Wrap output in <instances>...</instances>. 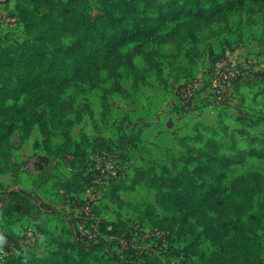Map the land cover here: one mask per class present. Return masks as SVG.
Wrapping results in <instances>:
<instances>
[{
    "label": "rangeland",
    "instance_id": "374dc122",
    "mask_svg": "<svg viewBox=\"0 0 264 264\" xmlns=\"http://www.w3.org/2000/svg\"><path fill=\"white\" fill-rule=\"evenodd\" d=\"M87 9L88 17L93 19L101 12L99 0H88ZM246 9L245 13L232 15L201 32L199 36L210 40L203 47H193L188 42L179 51L175 45L144 43L143 53L133 58L136 69L144 74L137 79L121 72L118 82L126 89L123 95L112 94L117 81L104 72L93 82L75 83L59 96L69 103V110L57 128L50 125L44 105L25 115L28 101L11 87L12 97L5 102V108H0V119L11 128V158L6 163L0 161V199L5 193L22 190L39 212L29 223L18 221L15 216L0 217V240L4 246L9 242L13 247L1 249L0 264L5 252H28L34 257L60 244L81 249V257L89 264H264V158H246L230 167L224 188L231 187L238 178L248 176L251 181L250 186L241 187L244 198L237 199L235 205L208 213L207 225L216 230V236H222L221 243L207 238L204 227L195 225L189 213L165 212L156 206L153 189L132 184L141 170H147L150 176L163 172L174 178L182 169L189 172L193 184H199V177L192 171L203 165L206 141L226 156L262 146L264 123H253L256 118L264 121V82L242 88L239 93L231 88L230 94L221 100L211 98L205 86L189 104L182 105L177 95L184 82L201 78L206 83L212 66L219 60H231L246 71L264 70V12H255L252 6ZM6 14L11 17V13ZM8 17L0 23L1 43L20 44L28 40L22 25ZM252 24L254 27L249 30ZM184 26L189 28L188 23ZM254 28L256 34L250 35ZM227 32L234 38L229 43L225 37L222 41L215 38ZM62 42L69 45L72 38L64 37ZM154 50H163V59L153 56L149 62L166 75L165 79L162 77L164 86L156 80L155 68L148 69L142 56ZM124 51L132 52L133 45L126 46ZM170 56H175L173 63L168 61ZM46 58L51 59L49 48ZM140 81L145 85H140ZM64 126L68 128L67 143ZM136 130L139 133L132 139ZM100 156L115 163L110 179L95 167L94 160ZM113 184L121 186L117 195L125 205L110 201ZM94 192L101 195L94 215L102 222L121 225L113 236L102 234L97 243L102 245L89 249L78 241L72 217L73 200H83ZM147 218L172 229L152 233L154 228L145 221ZM184 218L194 224V234L187 233L182 225ZM234 222L243 225L245 241L259 248L245 258L220 261L218 256L224 243L234 233ZM25 228L34 229L37 235L30 246L22 244Z\"/></svg>",
    "mask_w": 264,
    "mask_h": 264
},
{
    "label": "trees",
    "instance_id": "16d2710c",
    "mask_svg": "<svg viewBox=\"0 0 264 264\" xmlns=\"http://www.w3.org/2000/svg\"><path fill=\"white\" fill-rule=\"evenodd\" d=\"M99 4L101 12L91 19L88 17V0H14L13 15L29 39L20 44L3 45L0 38V108H5V102L12 97L13 86L15 94L24 95L28 101L25 115L44 105L49 113L50 125L57 128L69 110V103L59 96L75 83L93 82L104 72L117 81L113 93L123 95L125 90L118 82L121 72L141 79L133 58L142 52L144 43L190 42L196 45L204 40L199 36L201 32L227 21L232 15L245 13L248 6L256 9L255 12H264V0H99ZM186 23L189 25L187 30ZM181 32L183 35H180ZM67 36L72 38L69 45L62 42V38ZM129 45H133V51L125 52L124 48ZM48 48L51 50L50 60L46 58ZM262 82L264 72L249 71L247 76L233 82L232 91L236 93L241 86L251 87ZM33 118L31 116L30 120ZM256 119L253 124L264 123ZM3 123L2 118L0 161L6 163L11 158V128ZM67 129L64 126L66 143L69 142ZM193 139L198 140L199 137ZM260 143L263 144L258 149L249 148L226 156L219 154L212 142L206 141L203 165L192 171L199 177V184H193L186 169L174 178L163 172L150 176L145 172L147 170H141L132 184H143L153 189L156 191V206L165 212L189 213L195 225L204 227L207 238L221 243L222 236H216V230L207 225L208 213L213 209L227 210L237 203V199L244 198L241 187L250 186L248 176L234 180L229 188H224L223 182L231 166L241 164L246 158H264V139ZM85 177L89 181L88 175ZM113 186L110 201L118 206L125 205L117 195L121 186ZM0 203V217L15 216L16 220L29 223L39 212L22 190L3 194ZM145 221L162 233L172 229L161 221L151 222L148 218ZM183 221L187 233L194 234V224L187 223L186 218ZM120 225L100 221V231L106 236H113ZM242 226L239 222L233 223L234 233L224 243V249L218 256L220 261L231 257L245 258L259 248V245L245 241ZM107 228L110 230L107 231ZM78 241L89 249L102 245L97 244L99 242L87 243L79 236ZM3 247L1 241L0 249ZM80 251L68 244H60L41 258L28 259L8 254L1 264H89L81 257Z\"/></svg>",
    "mask_w": 264,
    "mask_h": 264
},
{
    "label": "built area",
    "instance_id": "2783aa9c",
    "mask_svg": "<svg viewBox=\"0 0 264 264\" xmlns=\"http://www.w3.org/2000/svg\"><path fill=\"white\" fill-rule=\"evenodd\" d=\"M264 72V70H261ZM248 70L242 69L240 66L234 64L231 60H219L211 69L210 78L206 83H203L201 78H194L180 85L177 90L179 102L182 105L189 104L201 92L202 87H206V93L211 98L221 100L230 94L232 84L237 78L247 76ZM95 167L106 179H110L115 172V163L107 159L105 156L95 158ZM94 183V181H92ZM100 193L94 192L83 200L74 199L75 207L73 209V220L75 222V229L77 235L87 243H96L102 238L100 231V220L94 215V210L99 206ZM110 228H107L109 231ZM152 233L162 234L160 231L154 229ZM34 229L25 228L22 234V244L30 246L33 244L36 237ZM6 243L8 248H13L12 243ZM10 254L13 251H9Z\"/></svg>",
    "mask_w": 264,
    "mask_h": 264
},
{
    "label": "crops",
    "instance_id": "0c3cea01",
    "mask_svg": "<svg viewBox=\"0 0 264 264\" xmlns=\"http://www.w3.org/2000/svg\"><path fill=\"white\" fill-rule=\"evenodd\" d=\"M13 4H14V0H0V9H4V10H6V12L5 11H0V13H2V14H0V23H1V20H3V21H5L6 20V18L8 17V15L6 14V13H11V17H8V18H14L15 20H16V18H15V16L13 15L14 14V11H13ZM252 27H254V25L252 24V25H250V27H249V30H251L250 28H252ZM245 30V29H244ZM248 30V31H249ZM255 28H254V30L252 31V33H250V35H252L253 33L254 34H256V32H255ZM222 34V33H221ZM217 35L215 38H217V39H220V41H222V39H223V37H225V39H228V40H226V41H228V43H229V41H232V39H234L233 37H232V34H230L229 32H227L225 35ZM245 34H247V32H245ZM252 39H253V36H252ZM209 41L210 40H207V38H204V40L201 42V43H199V44H196V45H194V44H192V43H190L193 47H203V45H208L207 43H209ZM226 41H223L224 43L226 42ZM188 43V42H187ZM187 43H184V44H171V43H168V44H170V45H175V47H176V49L177 50H179V51H181L182 49H183V46L185 45V44H187ZM223 43V44H224ZM227 43V42H226ZM168 44H163V45H157V46H165V45H168ZM156 45V44H155ZM160 52H157L156 50H154L153 52H149V53H144V54H142V56H144V58H145V60H146V63H147V68L149 69V68H155V71H156V73H157V76L158 77H155L156 78V80H158V83H160L162 86H164V84H163V81H162V77H164V79H165V77H166V75L165 74H163L157 67V65L155 64V63H153L152 61L151 62H149V60H152V58H153V56L154 57H156V58H162L163 59V54H161L162 53V51L163 50H159ZM176 51V50H175ZM143 53V52H142ZM141 54V53H140ZM176 54H177V51H176ZM175 57V56H174ZM174 57H172V56H170V60H168V61H170L171 63H173V58ZM133 64L135 65V63H134V61H133ZM163 65L164 66H166V63L164 62L163 63ZM161 69H164L163 67H161ZM138 70V69H137ZM140 70V69H139ZM139 70H138V74L139 75H143L144 73V71H142V70H140V72H139ZM163 75H162V74ZM141 77V76H140ZM140 83H142V84H140ZM140 85H145V83H143V81H140ZM260 85V84H259ZM259 85H256V86H251V87H246V86H241V87H239V89L237 90V92L236 93H239V92H241L242 91V88H247V89H249V88H252V87H257V86H259ZM120 87L122 88V89H124V90H126L122 85H120ZM112 94H116V93H112ZM119 95V94H118ZM133 129V128H132ZM136 132V134H132V139L133 138H135V137H137V135H138V133H139V131H135ZM131 135V134H130ZM135 135V136H134ZM134 136V137H133ZM24 220H22L21 222H23ZM25 222V221H24ZM5 248H6V246H4ZM3 247V248H4ZM28 248V247H27ZM49 251H51V250H49ZM0 252H2V250L0 249ZM22 252V251H21ZM8 254H10L9 253V251L6 253L5 252V254L2 256V258H1V260L5 257V256H7ZM38 254V253H37ZM37 254H35L36 256H34V257H32L31 256V254L30 255H28V252L27 253H18V251H14L13 253H12V255H21V256H23V257H25V258H28V259H30V258H41V257H43V256H45L47 253H45L44 255H37Z\"/></svg>",
    "mask_w": 264,
    "mask_h": 264
}]
</instances>
